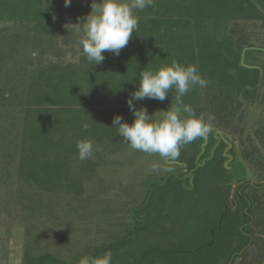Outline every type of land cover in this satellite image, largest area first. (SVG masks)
<instances>
[{"label":"trees","instance_id":"trees-1","mask_svg":"<svg viewBox=\"0 0 264 264\" xmlns=\"http://www.w3.org/2000/svg\"><path fill=\"white\" fill-rule=\"evenodd\" d=\"M262 2L264 0H153L152 5L147 7L148 10L138 11L137 32L133 31L132 38L120 51L119 56L105 52L102 63L91 65L82 53L79 64L56 62L42 65L40 58L47 49L46 44L53 40V37L50 38L51 33L58 35L56 25L51 21L49 5L45 0H0L1 21L12 20L15 24H31L36 30L35 47L30 50V45H22L20 48L22 30L0 35V120L9 118L14 123L16 119L8 117V114L15 112L20 115L18 131L5 133L4 137L7 134H20L23 141L22 144L16 141L17 143L6 146L0 152V156L7 160V164L6 161L1 164L2 174L8 178L1 184L17 187L16 192L26 199L28 196L24 195L32 194L33 200L57 198L59 192L82 195L86 188L82 177L75 174L71 178L60 171L64 166L69 169L70 161H81L78 159L76 142L96 141L112 148L118 147V154H127L130 148L124 149V141L112 125L113 117L122 115L124 121L131 124L134 117L126 100L138 87L140 71H155L159 67L170 66L173 61L183 66H196L202 77L208 81L205 92H202V87H196L183 97V103L190 105L196 116L203 115L207 119L218 104L219 112L213 111L216 118L211 124L215 123L217 118L225 123L235 117L237 106L234 104L240 94H245L244 97L249 99L257 97V94L254 97L248 95V89L251 88L247 85L257 88L260 71L258 68L241 64L243 48L253 46L254 43L246 44L243 41L237 44L235 37L229 33L230 25L233 20L262 21L264 12L260 13L258 8V3ZM29 55L31 60L28 65H18L21 61L28 62ZM254 92H257L256 89ZM175 95L176 93L170 90L163 102L146 99L135 102V106L137 109L146 107L148 114H153L156 119L157 111L176 105ZM183 115L186 114L182 113ZM83 123L89 124L86 131L82 129ZM18 139L19 137L14 140ZM221 139L219 141L222 144L217 148L219 151H215L210 161L217 165L218 171L210 170L209 174L198 172L192 183L193 188H177L179 193L178 200L174 198L175 206L178 207L177 211L186 214L188 224L197 214H202L197 209L201 206L200 199L203 196L208 197L206 194L210 192L215 176H222L221 170L227 171L224 162L228 158L223 155L227 143ZM204 140L197 138L189 143L193 154L186 161L188 170L169 171L171 178L184 180V176L196 166ZM211 141L206 146L207 154H202V158L209 156L213 144L218 142L216 137ZM90 160L92 159L88 158L82 164L86 170ZM3 166H6L7 172ZM15 167L19 168V175H14ZM199 170L201 169L197 171ZM71 171L74 174L73 169ZM190 178L186 175L188 181ZM162 179L153 184L159 183L162 186ZM208 184L209 187L206 188ZM243 187H239L240 196L244 195L245 201L242 208L252 217L250 209L259 198L250 196ZM200 188H204V191L199 192ZM152 190L153 187L147 192ZM25 203L26 201L23 205ZM146 205L147 198L138 207ZM132 210L139 218H136L137 225L130 228L126 225L129 228L127 235L101 249L120 248L134 239V235L144 227L145 221L138 216L140 209L134 207ZM226 211L223 210L219 217ZM233 212H237V209H230L227 215ZM244 223H251V220ZM204 227L210 230L207 225ZM247 231L250 234L248 239L252 241L250 229ZM248 245L250 242L246 246L237 244V249H241L234 253L233 260L229 258V264H235V258L247 251ZM53 258L57 264H76L72 261L61 263L52 254H43L37 258L28 256L25 264H45L46 260ZM145 258L141 257L137 264H144Z\"/></svg>","mask_w":264,"mask_h":264},{"label":"rangeland","instance_id":"rangeland-1","mask_svg":"<svg viewBox=\"0 0 264 264\" xmlns=\"http://www.w3.org/2000/svg\"><path fill=\"white\" fill-rule=\"evenodd\" d=\"M45 3L49 5L51 21L56 25L58 35L51 33L50 38L53 37V40L46 44L47 49L40 58L42 65L56 62L81 63L82 50L78 40L83 36V31L77 32L75 24L78 23V18L82 21L91 12L92 0H72L68 7L64 0H45ZM258 8L260 13L264 12V2L258 3ZM145 9L148 10L147 7ZM133 11L139 17V10ZM248 21L233 20L229 33L235 37L237 44L244 41L246 44L252 42L257 47L264 45V19L258 22ZM17 30L23 32L20 48L22 45H30L29 50L34 48L36 30L33 25L0 20V35ZM30 55L27 57L28 62L21 61L18 65H28ZM253 61L262 63L264 52L248 50L245 63L254 65L251 64ZM258 69L260 72L257 88L247 85L251 88L248 89V95L254 97L257 94V97L249 99L244 97L245 94H240L234 104L237 106L235 117L225 120L227 123L217 118L211 124L212 129L209 132V142L216 137L212 132L218 130L223 137L233 142L235 148L231 151L235 153L236 159L245 163V168L238 160L227 159V164L224 165L227 171L223 170L225 176L222 170V176H215L210 192L206 194L208 197L203 196L200 199L201 206L197 209L202 214H197L189 224L186 214L177 211L178 207L175 206L174 198L178 200L179 193L177 188H193V180L199 173L218 171L217 165L210 162L214 148L205 157L208 160L202 158V155L199 157L203 152L201 148L196 165H202L197 167L189 181L186 179L187 174L183 181H178L171 178L168 172L172 169L179 172L188 170L186 161L193 154L189 149L190 144L180 148L179 159L164 160L158 154L133 150L126 142L124 149L130 150L127 154H118V147L112 148L93 141L94 151L87 170L82 167L86 160L70 161L69 169H73L74 174L68 166L60 170L71 178L75 174L82 177L86 187L82 195L58 191L59 197H49L47 200H33L32 194L24 195L28 196L26 199L16 192L17 187L1 184L8 178L2 174L1 168V164L5 161L7 164V160L0 156V264H25L28 256L37 258L43 254H52L61 263L72 261L77 264L83 256L100 257L107 252L112 256L111 264H137L144 256V264H229V258L233 260L234 253L241 249H237V244L246 246L249 242L247 251L235 258V264H264V187H254V184L264 183V87H260L263 69ZM205 88L202 87V92L206 91ZM255 89L257 92H254ZM213 111L219 112L218 104L212 110V115L215 113ZM8 117L16 121L12 123L9 118L0 120V152L6 146L17 143L16 141L18 144L23 143L20 134H7L4 137L5 133L19 129L20 115L14 112L9 113ZM156 118H162L160 110L157 111ZM18 137V140H14ZM206 148L205 146L203 154H207ZM204 159L206 161L202 163ZM178 160L187 164L179 165ZM3 167L6 169V166ZM198 169L201 170L197 171ZM244 169L253 174V177L248 176L247 182L250 185L244 191L259 198L250 209L252 217L247 211H243L244 195L240 196L239 192L240 181H244L246 176L243 175ZM18 172L19 168L15 167L14 175H19ZM233 172H237L236 176ZM159 179H162V186L159 183L153 184ZM151 187L153 190L148 193L147 190ZM208 187L209 184L206 188ZM198 191L202 192L204 188ZM146 198L147 205L138 207ZM236 206L237 212L227 215L230 207L235 211ZM134 207L140 209L138 216L145 221L138 235L135 234L134 239L120 248L101 249L116 243L118 238L121 239L129 233L130 226L137 225L138 217L132 210ZM225 209L226 213L219 217ZM249 220L251 223H244ZM216 223L219 224L215 225ZM248 229L252 233V241L248 239ZM45 264L57 263L53 258L46 260Z\"/></svg>","mask_w":264,"mask_h":264},{"label":"clouds","instance_id":"clouds-1","mask_svg":"<svg viewBox=\"0 0 264 264\" xmlns=\"http://www.w3.org/2000/svg\"><path fill=\"white\" fill-rule=\"evenodd\" d=\"M71 3L72 0H64L66 7ZM152 3L153 0H92L91 12L82 21L78 18L75 24L77 32L83 31L78 44L87 61L91 65L100 64L105 59V52L119 56L132 38L133 31L138 29L139 18L133 10L143 11ZM138 80V87L126 100L134 117L132 123L124 121L122 115H116L112 120L118 135L133 150L158 154L164 160H175L183 145L206 137L214 115H208L207 119L203 115L196 116L194 109L183 103V97L191 89L208 84L196 66H183L173 61L170 66H162L155 71H140ZM170 90L176 93V105L166 111L160 110L162 118L154 119L146 107L137 109L135 106V102L146 99L163 102ZM182 113L186 115L182 116ZM88 128V123L82 124L83 130ZM76 148L81 161L90 158L94 151L91 140H78ZM111 261V253L107 252L100 257L83 256L78 264H111Z\"/></svg>","mask_w":264,"mask_h":264},{"label":"flooded vegetation","instance_id":"flooded-vegetation-1","mask_svg":"<svg viewBox=\"0 0 264 264\" xmlns=\"http://www.w3.org/2000/svg\"><path fill=\"white\" fill-rule=\"evenodd\" d=\"M215 133V135H216V137H217V135H219L218 133H217V131H213L212 132V134H214ZM220 138H222L223 140H225L226 141V146L224 147V149H223V153L224 152H226V153H228V154H230V155H232V160H238V159H236V155H235V153H233L231 150L232 149H234L235 147L233 146L234 145V143L233 142H231V141H228L227 139H226V137H223V136H221ZM221 139V140H222ZM228 142H231L232 144L231 145H229V143ZM209 144H210V142H209ZM220 144H222V143H220V141H218L217 143H215L213 146H212V148H214V150L216 151V153H217V151H219L217 148H219V145ZM208 145V144H207ZM217 145V146H216ZM212 148H211V150H212ZM225 153V154H226ZM232 153V154H231ZM228 158V157H227ZM229 159V158H228ZM178 162V164L180 165V164H182V163H184V162H181V161H177ZM238 162H239V164H241L242 166H244V168H245V163L242 161V160H238ZM187 163L185 162L183 165H186ZM225 164H227V160H225V162H224V165ZM196 167V166H195ZM194 167V168H195ZM193 169V168H192ZM191 169V170H192ZM190 170V171H191ZM175 170H171V172H174ZM244 173H243V175H246L245 177H244V181H240L241 183L239 184L240 186L241 185H243L244 187H243V189L245 190V188H247L250 184H248V176L249 175H251V177H253V174L251 173V171L250 170H248L247 169V171H246V169H244V171H243ZM189 173V172H188ZM188 173H187V175H188ZM234 173V175L236 176V173L237 172H233ZM233 176V175H232ZM241 177V176H240ZM254 187H256V188H263L264 187V183H262L261 185L260 184H254ZM248 193V192H247ZM250 194V193H249ZM250 196H254V195H252V194H250ZM229 197V196H228ZM255 204H256V201H255ZM230 209L232 210V207H230ZM237 209V206H236V208L234 209V210H236Z\"/></svg>","mask_w":264,"mask_h":264},{"label":"water","instance_id":"water-1","mask_svg":"<svg viewBox=\"0 0 264 264\" xmlns=\"http://www.w3.org/2000/svg\"><path fill=\"white\" fill-rule=\"evenodd\" d=\"M253 49H260V47H257V46H246V47L243 49V51H242V55H241V63H242L244 66H246V67H250V68H256V67H257V66L247 65V64L245 63L246 52H247L248 50H253ZM263 50H264V48H263ZM211 129H212V127L210 126L209 131H208V134L206 135L205 140H204V142L202 143V150H203V152L199 155V157L204 153L205 146H206V145L208 144V142H209V132H210ZM217 133L219 134V135H217V139L220 140V137L222 136V133H221L220 130H218ZM231 140L234 141L235 139H234V138H231ZM228 143H229V145L232 144L231 142H228ZM216 146H217V145H216ZM214 152H215V150L213 149V151H212V156H214ZM225 156H227L229 159H232V155H230V154H228V153H226ZM199 157H198V158H199ZM205 159H206V158H205ZM205 159L202 161V163L205 162L206 160H208V159H206V160H205ZM201 165H202V164L197 163L196 167L193 168V169L188 173L187 176L191 177L192 174L194 173V171L197 169V167H200Z\"/></svg>","mask_w":264,"mask_h":264},{"label":"crops","instance_id":"crops-1","mask_svg":"<svg viewBox=\"0 0 264 264\" xmlns=\"http://www.w3.org/2000/svg\"><path fill=\"white\" fill-rule=\"evenodd\" d=\"M248 22H252V21H248ZM255 22H257V21H255ZM253 46H255V45H253ZM262 46H264V45H262ZM262 46H260V49H253V50H259V51H263L264 52V50H263V48L264 47H262ZM252 61V60H251ZM251 64H254V65H251V66H255V65H257V67L256 68H262L263 69V72H262V74H261V80H260V87H264V61L262 62V63H257V62H251ZM259 65V66H258Z\"/></svg>","mask_w":264,"mask_h":264}]
</instances>
